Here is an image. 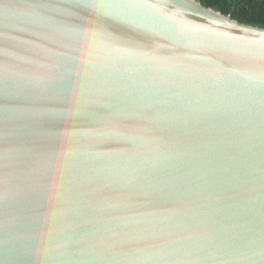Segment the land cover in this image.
Segmentation results:
<instances>
[{"label":"water","instance_id":"1","mask_svg":"<svg viewBox=\"0 0 264 264\" xmlns=\"http://www.w3.org/2000/svg\"><path fill=\"white\" fill-rule=\"evenodd\" d=\"M0 264H264V28L0 0Z\"/></svg>","mask_w":264,"mask_h":264},{"label":"trees","instance_id":"2","mask_svg":"<svg viewBox=\"0 0 264 264\" xmlns=\"http://www.w3.org/2000/svg\"><path fill=\"white\" fill-rule=\"evenodd\" d=\"M203 6L231 15L238 22L264 28V0H198Z\"/></svg>","mask_w":264,"mask_h":264}]
</instances>
